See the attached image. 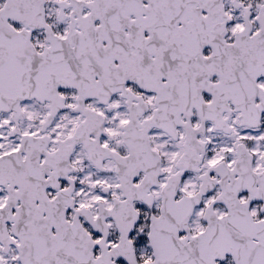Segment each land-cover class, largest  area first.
I'll use <instances>...</instances> for the list:
<instances>
[{"label":"snow or ice","instance_id":"6c2138e0","mask_svg":"<svg viewBox=\"0 0 264 264\" xmlns=\"http://www.w3.org/2000/svg\"><path fill=\"white\" fill-rule=\"evenodd\" d=\"M0 264H264V0H0Z\"/></svg>","mask_w":264,"mask_h":264}]
</instances>
